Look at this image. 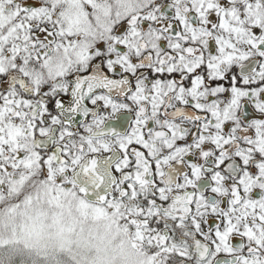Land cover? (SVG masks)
I'll use <instances>...</instances> for the list:
<instances>
[{
	"label": "snow or ice",
	"instance_id": "snow-or-ice-1",
	"mask_svg": "<svg viewBox=\"0 0 264 264\" xmlns=\"http://www.w3.org/2000/svg\"><path fill=\"white\" fill-rule=\"evenodd\" d=\"M0 264H264V0H0Z\"/></svg>",
	"mask_w": 264,
	"mask_h": 264
}]
</instances>
